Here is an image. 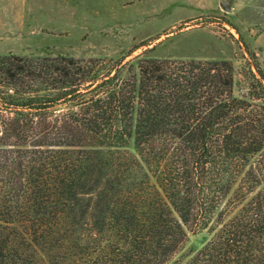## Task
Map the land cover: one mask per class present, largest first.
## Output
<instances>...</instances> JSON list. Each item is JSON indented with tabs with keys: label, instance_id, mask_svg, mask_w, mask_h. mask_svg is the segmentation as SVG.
<instances>
[{
	"label": "trees",
	"instance_id": "trees-1",
	"mask_svg": "<svg viewBox=\"0 0 264 264\" xmlns=\"http://www.w3.org/2000/svg\"><path fill=\"white\" fill-rule=\"evenodd\" d=\"M246 52L244 97L228 62L0 56V264H179L204 230L184 264H264V70Z\"/></svg>",
	"mask_w": 264,
	"mask_h": 264
},
{
	"label": "rangeland",
	"instance_id": "rangeland-1",
	"mask_svg": "<svg viewBox=\"0 0 264 264\" xmlns=\"http://www.w3.org/2000/svg\"><path fill=\"white\" fill-rule=\"evenodd\" d=\"M246 49L264 70V0H0V56L66 57L102 73L144 53L228 62L233 94L244 97L255 73ZM207 237L189 232L174 260L184 264Z\"/></svg>",
	"mask_w": 264,
	"mask_h": 264
},
{
	"label": "water",
	"instance_id": "water-1",
	"mask_svg": "<svg viewBox=\"0 0 264 264\" xmlns=\"http://www.w3.org/2000/svg\"><path fill=\"white\" fill-rule=\"evenodd\" d=\"M221 7H222L225 11H227V12L230 11V8H229V6L227 5L226 2L222 3V4H221Z\"/></svg>",
	"mask_w": 264,
	"mask_h": 264
}]
</instances>
